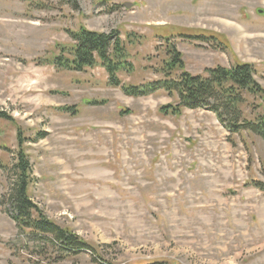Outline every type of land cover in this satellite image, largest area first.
I'll return each instance as SVG.
<instances>
[{"label": "rangeland", "instance_id": "374dc122", "mask_svg": "<svg viewBox=\"0 0 264 264\" xmlns=\"http://www.w3.org/2000/svg\"><path fill=\"white\" fill-rule=\"evenodd\" d=\"M80 30L119 35V86L100 62L65 65ZM170 46L194 77L250 65L264 90V0H0V264H264V139L206 108L164 113L179 99L157 83L182 73H163ZM242 112L263 123L264 93ZM20 150L40 215L90 250L16 225Z\"/></svg>", "mask_w": 264, "mask_h": 264}, {"label": "trees", "instance_id": "16d2710c", "mask_svg": "<svg viewBox=\"0 0 264 264\" xmlns=\"http://www.w3.org/2000/svg\"><path fill=\"white\" fill-rule=\"evenodd\" d=\"M75 42L72 65L78 72L93 68L100 62L110 75V85L119 86L117 74L126 69L128 54L124 43L118 34H100L80 30L71 34ZM170 60L165 63L163 73L168 79L177 70L182 73L177 80L158 82L160 89L175 93L179 104L176 107H164V113L179 117L183 110L209 109L231 134L248 131L264 139V122L252 123L243 118L242 107L246 95L257 96L264 93L255 79V73L250 65H236L231 69L219 67L209 70L208 77H194L185 72L182 56L170 46ZM61 61V60H59ZM71 63V64H70ZM60 66L62 64H59ZM64 65V64H63ZM153 88H123L128 96H148ZM1 117H5L1 115ZM23 151L18 153V163L10 170L11 187L5 196L13 205V220L20 230H29L30 237L53 245L65 253L77 254L90 247L78 236L64 230L58 225L46 220L40 215L37 207L31 201L28 190L30 186V164ZM3 167V166H2ZM4 170L7 167L4 166ZM39 215V216H38ZM38 216V217H37Z\"/></svg>", "mask_w": 264, "mask_h": 264}, {"label": "water", "instance_id": "95a60500", "mask_svg": "<svg viewBox=\"0 0 264 264\" xmlns=\"http://www.w3.org/2000/svg\"><path fill=\"white\" fill-rule=\"evenodd\" d=\"M127 8H130L131 6L130 5H126Z\"/></svg>", "mask_w": 264, "mask_h": 264}]
</instances>
